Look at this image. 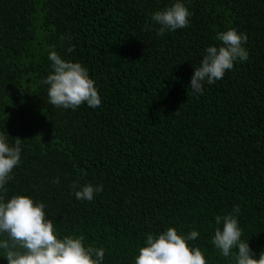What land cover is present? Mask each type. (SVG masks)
<instances>
[{
  "label": "trees",
  "instance_id": "16d2710c",
  "mask_svg": "<svg viewBox=\"0 0 264 264\" xmlns=\"http://www.w3.org/2000/svg\"><path fill=\"white\" fill-rule=\"evenodd\" d=\"M0 264H264V0H0Z\"/></svg>",
  "mask_w": 264,
  "mask_h": 264
}]
</instances>
